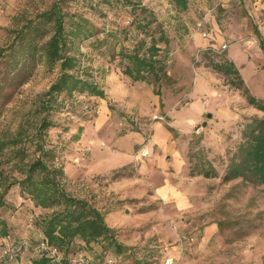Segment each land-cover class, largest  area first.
<instances>
[{"label": "rangeland", "instance_id": "obj_1", "mask_svg": "<svg viewBox=\"0 0 264 264\" xmlns=\"http://www.w3.org/2000/svg\"><path fill=\"white\" fill-rule=\"evenodd\" d=\"M54 1L0 0V47L10 42L11 30ZM142 2L169 38L167 46L159 43L166 63L159 95L152 84L121 72L118 44H96L108 29L128 25L129 6L121 0L64 4L95 26L88 39L76 43L78 70L105 96L83 92L64 98L65 105L51 115L55 125L45 132V147L54 151L46 161L63 168L65 189L98 208L126 246L120 254L102 255L104 240L86 245L75 239L67 264H164L166 258L172 264H264V192L240 178L222 180L245 123L264 112L247 102L233 73L212 67L232 62L250 93L264 98V0H188L185 10L172 0ZM136 33L131 29L123 44L132 47L141 37ZM58 73L57 65L40 63L27 80L7 89L0 99V139L20 126L24 137L34 135L41 116L36 107ZM24 145L27 162L37 153L31 142ZM11 148L0 150L7 177L19 175ZM199 158L211 161L217 176H191L189 164ZM5 201L0 218L7 234L0 235V245L25 244L15 263L32 264L43 235L40 219L51 209L35 207L17 184Z\"/></svg>", "mask_w": 264, "mask_h": 264}, {"label": "trees", "instance_id": "obj_2", "mask_svg": "<svg viewBox=\"0 0 264 264\" xmlns=\"http://www.w3.org/2000/svg\"><path fill=\"white\" fill-rule=\"evenodd\" d=\"M67 1L55 0L49 8L27 19L20 27L11 30L10 42L0 47V99L6 96L8 88L27 80L40 63L49 69L57 65L59 72L36 107L41 116L36 123L34 135L24 137L27 132L20 126L11 136L0 139V150L8 145L12 146L13 155L18 157L12 166L19 173L18 176L7 177L4 168L0 167V207L8 205L5 195L12 185L17 184L20 194L27 196L35 207L51 209L39 222L42 238L63 253L59 261L39 255L32 259V264H67L69 259L66 253L75 239L86 245L98 239L104 240L102 255L107 250L120 254L126 248L115 237L113 229L107 225L98 208L88 199L65 189L62 184L63 168L46 161L53 157L54 151L45 147V132L55 125L51 115L65 105L64 98H73L75 93L83 92L105 96L103 88L95 81L83 77L78 70L80 56L76 52V43L88 39L94 33L95 26L82 14L64 9ZM172 1L180 10L188 7V0ZM121 3L129 6L131 19L128 25L108 29L103 37L95 39L96 44H118V64L121 72L132 81L152 84L154 93L159 95L160 82L166 74V63L159 55V43L163 42L167 46L169 38L156 13L143 4L142 0H121ZM131 29L141 37L132 47H128L123 44V40L128 38ZM46 32L48 36L44 37ZM212 67L225 74L233 73L236 76L235 86L245 95L247 102L264 112V98H256L250 93L239 72L233 68L232 62L229 65L213 63ZM62 93L64 95L59 99ZM81 129L80 126L74 138L79 137ZM26 141L34 144V152L37 153L27 162L23 161L27 155L24 145ZM199 159L194 164H189L191 176H217V169L211 161ZM236 178L244 183L260 185L264 192V116L254 115L249 118L241 131V139L228 154L222 180ZM6 234V222L0 218V235Z\"/></svg>", "mask_w": 264, "mask_h": 264}, {"label": "built area", "instance_id": "obj_3", "mask_svg": "<svg viewBox=\"0 0 264 264\" xmlns=\"http://www.w3.org/2000/svg\"><path fill=\"white\" fill-rule=\"evenodd\" d=\"M227 43L220 44L222 49L227 48ZM23 243H10L9 241H4L0 245V264H17L18 257L24 250ZM28 246V245H27ZM34 249L38 253V255H45L48 257H52L55 260L60 259L59 250L50 245L47 239L40 237L38 243H36ZM164 264H172V260L170 258H166Z\"/></svg>", "mask_w": 264, "mask_h": 264}, {"label": "crops", "instance_id": "obj_4", "mask_svg": "<svg viewBox=\"0 0 264 264\" xmlns=\"http://www.w3.org/2000/svg\"><path fill=\"white\" fill-rule=\"evenodd\" d=\"M223 43V42H222ZM256 109V108H255ZM258 110V109H257ZM259 111H261V110H259ZM263 112V111H262Z\"/></svg>", "mask_w": 264, "mask_h": 264}, {"label": "water", "instance_id": "obj_5", "mask_svg": "<svg viewBox=\"0 0 264 264\" xmlns=\"http://www.w3.org/2000/svg\"><path fill=\"white\" fill-rule=\"evenodd\" d=\"M203 124H205V122H203Z\"/></svg>", "mask_w": 264, "mask_h": 264}]
</instances>
